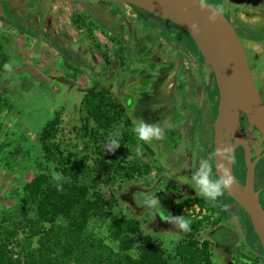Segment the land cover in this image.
<instances>
[{
    "label": "rangeland",
    "instance_id": "rangeland-1",
    "mask_svg": "<svg viewBox=\"0 0 264 264\" xmlns=\"http://www.w3.org/2000/svg\"><path fill=\"white\" fill-rule=\"evenodd\" d=\"M4 1L9 13L2 5ZM208 1L215 6L222 5L223 13L230 14L239 31L247 28L264 34V0ZM156 21L165 32L168 31L186 46L190 40L186 35L168 22ZM146 35L150 39L144 40L141 46L140 42ZM160 35H163L162 32L147 25L127 4H94L92 7L86 4H59L50 0H0V230L14 231L8 244L14 250V257L27 245L34 248L42 243L47 244L46 231L55 241L57 235L71 226V221L63 218H58L54 223L35 220L34 205L23 201L25 186L35 175L46 173L52 182L72 179L77 183H88L95 180L96 152L90 133L96 124L87 115L83 99L86 91L95 83L107 86L99 75H110L120 66L122 69V60L129 51L136 54L138 48L148 47L151 43L154 55L173 64L168 70V74L173 76L172 69L181 56ZM42 37L45 40L48 38V41ZM242 40L250 62L257 65L255 70L259 73L263 71V74L264 39L251 41L242 35ZM135 56L128 61L127 70H130L129 66L144 67L146 71L153 69L154 64L145 61L146 56L142 51ZM5 63H9L10 71L3 68ZM184 65L188 66L185 60ZM89 71H95L98 76L89 75ZM171 80L168 77L164 87ZM109 90L112 92L107 95L108 101L116 103L113 97L115 88ZM124 91L126 88L121 94ZM56 113L59 124L51 140L55 151L52 162L45 158L39 135ZM109 135L119 139L120 146L114 148L116 155L120 159L124 156L126 165L131 154L129 164L139 166L141 173L132 179L116 174L109 183L101 182L98 187L106 197L117 201L107 210L111 217L134 218L140 222V231L130 236L135 245L123 250L122 238H114L110 234V221L91 213L79 233L85 239L84 249L89 244L96 246L95 252L86 255L88 263L96 257L107 264H129V259L138 257L142 246L157 243L164 249L171 264H184L175 255L176 244L184 238L183 230L176 223L173 227H158L147 209L136 211L130 205V190L149 186L160 172L156 171L152 161V166L147 164L149 158L145 152L136 154V147L140 143L126 124L124 113L119 114ZM67 158L80 166L74 178H65L59 171L62 162L67 167L72 165L66 162ZM144 164L148 165L146 172ZM257 176L264 180L261 166L257 169ZM166 190L165 187H158L141 193V196L134 194V198L138 203H145L149 196H154L158 204L149 207V211L158 209V212H163L167 209V202L161 201L165 196L169 198ZM160 191L161 200L156 195ZM194 201L197 203L194 194L179 199L176 218L201 222L193 238L198 243L208 241L210 264H261L231 228L230 221L234 216L225 212L222 219L218 211L205 210L203 218H191L185 211L194 205ZM261 201L264 206V199ZM210 204L218 207L217 201ZM249 223L247 219L238 224L245 240L255 248L257 242ZM73 258L68 257L66 263L75 264Z\"/></svg>",
    "mask_w": 264,
    "mask_h": 264
},
{
    "label": "flooded vegetation",
    "instance_id": "flooded-vegetation-1",
    "mask_svg": "<svg viewBox=\"0 0 264 264\" xmlns=\"http://www.w3.org/2000/svg\"><path fill=\"white\" fill-rule=\"evenodd\" d=\"M206 1L211 3L208 0ZM81 4L93 7L94 4L109 5L120 3L102 2ZM128 6L147 25L162 32L163 35H160L162 39L181 58L177 59L175 68L172 69L173 73L171 75L173 76L171 77L168 74V70L172 68L173 64L170 61L160 59L158 55H154L150 43L148 47L138 48L136 54L132 50L129 51V54H126L122 60V69L120 66V68L113 71L110 75H99L100 79L107 82L106 87H103L104 85L99 86L97 83L93 87L107 89V94L112 92L109 90L111 87L115 88L114 101L123 109L125 122L131 131L133 126L139 121L160 127L162 132L161 139L153 140L149 143L138 139L143 148V152L146 154L145 156L149 158L147 164L152 166V163H154L156 171L159 170L160 175L147 187H133L130 190L128 198L131 202L130 205L136 211L143 208L147 209L153 215L152 221H155L158 227H173L175 226L173 220L176 218L179 199H183L191 194H194L196 199H205L191 180V177L197 173L199 164L205 159H210L213 167V175L216 176L214 170V143L216 132L215 120L218 115L219 105V89L211 67L205 62L204 57L199 53L194 42L188 40L186 46L179 43L171 35L165 34V31L156 21L157 18L155 16L146 14L144 11L137 12L132 5ZM147 39H150L149 35L144 36L140 45L142 46L144 40ZM141 51L146 56L145 61L154 64L153 69L146 71L144 67L129 66L130 70H127V63L130 58L138 55ZM192 51H196V53L193 54ZM184 60L188 63V66L184 65ZM250 68L259 95L264 102V73L262 74L261 72L263 71L259 73V71L255 70L257 65L251 62ZM88 73L93 77L94 75L98 76V73L95 71H89ZM168 77L172 78V80L164 87ZM124 88H126V91L121 94ZM238 120L242 137L235 139L233 133H227L225 129H222L221 133L225 136L224 141L228 138L232 145H236L233 151L232 171L241 187L244 184L246 176L245 152L241 146H244V143L246 144L251 161L258 158L253 168V187L257 193L259 203L263 208L261 200L264 199H262L264 181L257 176V169H260V166L264 171V157H261L263 143L258 131L254 126L250 125L245 114H240ZM133 135L136 139L137 136L134 132ZM235 141L238 144H235ZM144 166L148 170V165L144 164ZM158 187H165L169 195V198L165 196L163 198L164 200L161 201L162 203L167 202V209L165 211L158 212V209H151V212L149 211L150 206L147 202L138 203L135 201L134 194L141 196V193L149 192ZM156 195L160 199L162 197V191ZM217 202L218 208L220 205L224 209L221 211V208H219L220 211H218L222 219L225 216V212L227 215L229 214L238 218L239 222L248 219L243 209L226 192L224 196L217 199Z\"/></svg>",
    "mask_w": 264,
    "mask_h": 264
},
{
    "label": "trees",
    "instance_id": "trees-1",
    "mask_svg": "<svg viewBox=\"0 0 264 264\" xmlns=\"http://www.w3.org/2000/svg\"><path fill=\"white\" fill-rule=\"evenodd\" d=\"M2 5H5L9 13L7 3L4 1ZM134 8L137 12L144 11L146 14L153 16L143 9ZM155 18L168 22L158 17ZM168 23L176 27L183 35H186L194 42L183 29L173 23ZM237 31L239 35H244V37L250 40L259 41L264 39V34L261 32L247 28ZM165 34L170 35L168 31ZM42 38L44 39V37ZM46 40L48 41V38ZM195 47L197 48L196 45ZM199 53L201 52L199 51ZM202 57L204 56L202 55ZM107 95V89L92 87L86 91L83 99V106L87 115L96 124L95 129L91 130L90 133L96 152L95 180L88 183H77V180L72 181V179L71 181L59 180L52 182L48 174L39 173L31 179L24 189L25 197L23 201L34 205L35 220L37 222L54 223L58 218H63L71 221V226L68 227L69 230H66L61 235H57L55 241L52 240L53 238L51 239L50 232L46 231L45 238L50 245L42 243V245L34 248L27 245L15 257L13 248L8 247L14 231L12 229L0 230V264H67L66 259L70 256H74L73 261L75 264H107L100 261L101 259L99 258L96 259V257H93V262L88 263L86 255L95 252L96 246L89 244L86 249L82 247L85 244V239L79 233L85 227L91 213L107 218L110 221V234L114 238H122L121 248L123 250L135 245V241L130 236L139 233L140 222L131 217L112 218L110 212L107 210L108 208H112L117 201L112 197H106L98 187V184L101 182L105 184L109 183L116 174H122L127 179H132L134 175L136 176L141 173L139 166L132 163L129 164L132 158L131 154L128 156V162L125 165L126 159L124 156L120 159L114 152L115 146L109 143V140L112 139L109 135L110 128L117 122L119 114L123 113V109L117 103L109 102ZM58 124L59 116L56 113L42 128L39 135L45 158L52 162H54L55 151L51 140ZM66 162H71L72 165L67 167V164L62 162L60 163L62 167L59 168V171L65 178H74L80 166L76 161L69 160V158L66 159ZM144 171L146 172L147 169ZM197 203L200 207L209 211H220L218 207L213 206L205 199L199 198L197 199ZM181 218L186 219L184 217ZM186 220L190 221L189 230L187 232L183 231L184 238L176 244L175 255L184 264H210L208 241L204 240L198 243L193 238L195 232H198L200 229L201 222ZM250 228L252 230L251 224ZM237 236L253 257L261 264H264V260L259 255L262 253V248L256 234L254 233L257 242L255 248H252L247 240L246 243L248 245L239 235ZM129 260V264H171L164 249L157 243H147L142 246L138 257Z\"/></svg>",
    "mask_w": 264,
    "mask_h": 264
},
{
    "label": "water",
    "instance_id": "water-1",
    "mask_svg": "<svg viewBox=\"0 0 264 264\" xmlns=\"http://www.w3.org/2000/svg\"><path fill=\"white\" fill-rule=\"evenodd\" d=\"M59 4L81 3H124L143 9L155 17L164 19L183 29L194 41L211 67L219 89L218 115L215 120L214 170L217 177L227 171L233 178L227 195L247 214L253 232L262 248L259 254L264 260V209L254 190V164L246 144L241 146L245 152L246 176L243 186L237 182L232 171L233 151L236 145L221 133L222 129L231 132L234 138L242 137L238 117L245 114L251 126L258 131L263 143L264 157V102L254 81L249 58L235 25L225 13H216L213 21L210 9H201L195 0H50ZM205 3L210 6L213 4ZM193 25H196L195 30ZM235 144H238L235 141ZM230 148L229 158L225 159L222 150ZM238 218L230 221L231 228L246 243ZM247 244V243H246ZM248 245V244H247Z\"/></svg>",
    "mask_w": 264,
    "mask_h": 264
},
{
    "label": "clouds",
    "instance_id": "clouds-1",
    "mask_svg": "<svg viewBox=\"0 0 264 264\" xmlns=\"http://www.w3.org/2000/svg\"><path fill=\"white\" fill-rule=\"evenodd\" d=\"M195 3L201 9H210L212 11L213 14L209 16L210 21L215 19L216 13H222L224 11L222 5L210 6L205 3V0H195ZM192 27L195 30L196 25H193ZM3 68L7 71H10L9 63H5ZM132 131L136 134L140 141H144L145 143L162 138V132L159 126L154 124H146L144 121H139L136 123L133 126ZM109 143L115 147L120 146L118 138L110 139ZM142 151V146L138 144L136 147V154L140 155ZM230 152V148H224L222 150V154L225 159L229 158ZM56 179H59V177H56ZM191 180L200 190V194L206 200L213 203L216 202L218 198L224 196L225 190L230 188L233 183V178L228 175L227 171H225L220 177L213 175V167L210 159H205L199 164L198 171L191 177ZM147 203L150 207H155L158 204V200L155 199L154 196H149L147 198ZM223 210L224 209L221 208V211ZM173 222H175L176 225L183 231L187 232L189 230L190 221L181 217H177L174 218Z\"/></svg>",
    "mask_w": 264,
    "mask_h": 264
},
{
    "label": "built area",
    "instance_id": "built-area-1",
    "mask_svg": "<svg viewBox=\"0 0 264 264\" xmlns=\"http://www.w3.org/2000/svg\"><path fill=\"white\" fill-rule=\"evenodd\" d=\"M183 209H185V206L183 207ZM205 210H207V209L200 207L198 205V203H196L194 201V205L189 206L188 211H185V212L188 213L191 218H196V219L199 218L200 219V218H203V215L205 214ZM195 215H197V216H195Z\"/></svg>",
    "mask_w": 264,
    "mask_h": 264
},
{
    "label": "crops",
    "instance_id": "crops-1",
    "mask_svg": "<svg viewBox=\"0 0 264 264\" xmlns=\"http://www.w3.org/2000/svg\"><path fill=\"white\" fill-rule=\"evenodd\" d=\"M228 14H229V12H228ZM229 16H230V14H229ZM230 18H231V16H230ZM236 27V26H235ZM251 41H253V40H251Z\"/></svg>",
    "mask_w": 264,
    "mask_h": 264
}]
</instances>
